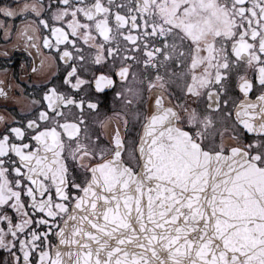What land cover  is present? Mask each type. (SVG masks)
I'll return each instance as SVG.
<instances>
[{
  "label": "snow or ice",
  "instance_id": "snow-or-ice-1",
  "mask_svg": "<svg viewBox=\"0 0 264 264\" xmlns=\"http://www.w3.org/2000/svg\"><path fill=\"white\" fill-rule=\"evenodd\" d=\"M0 264H264V0H0Z\"/></svg>",
  "mask_w": 264,
  "mask_h": 264
}]
</instances>
